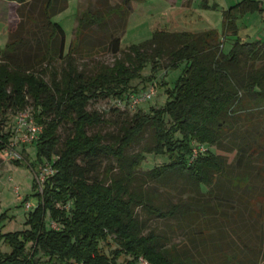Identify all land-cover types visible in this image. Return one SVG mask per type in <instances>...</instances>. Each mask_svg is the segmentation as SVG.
Listing matches in <instances>:
<instances>
[{
  "label": "trees",
  "instance_id": "16d2710c",
  "mask_svg": "<svg viewBox=\"0 0 264 264\" xmlns=\"http://www.w3.org/2000/svg\"><path fill=\"white\" fill-rule=\"evenodd\" d=\"M8 1L22 4L27 0ZM130 1L123 0L116 8L118 17ZM56 2L45 0L42 4L46 51L39 61L46 65L41 71L15 61L20 42H8L0 50V125L8 124L9 112L16 114L30 106L33 121L41 127L35 142L38 160L54 171L42 183L41 191L35 183L38 202L26 216L28 228L0 232V241L9 248L0 250V264H139L140 259L146 264H195L175 246L163 245L158 235L144 234L146 226L135 208L164 220L177 216L187 219L196 213L193 207L205 218L208 210L217 214L218 209L209 202L157 208L142 191L140 176L153 186L162 185L170 176L186 178L200 196H212L214 185L228 180L232 188L245 191L243 196H252L246 206L251 216L255 213L254 224L264 227V188L257 192L250 172L228 177L226 159L215 153L216 149L235 150L239 166L264 153L263 131L251 129L255 126L253 116L264 118V42L241 39L236 23L246 13L259 10L258 1L243 0L223 10L221 35L213 29L196 33L160 29L148 40L122 51L112 65H99L92 75L79 71L72 55L80 38L91 25H99L103 16L80 13L74 43L63 57L65 67L58 74L50 65L55 56H63L65 32L51 20ZM204 8L215 10L216 5L208 7L205 2ZM225 40L230 42L227 52L222 49ZM119 47V37L109 42L113 55L120 52ZM146 65L151 74L144 79L141 69ZM178 67L181 73L173 87L165 89L163 105L138 109L109 140L99 132L88 134L89 128L105 122L102 113L88 110L91 103L123 100L137 92L132 82L147 80L150 86L156 71ZM47 70L49 82L43 78ZM64 123L71 126V133L59 147L58 130ZM146 129L152 132L153 144L128 155L127 150ZM11 138L10 131L0 134V152ZM195 144L208 150L191 161ZM148 154L162 156L167 162L141 173ZM104 159H112L118 173L111 175L112 168H106L101 174ZM256 176L264 177V169ZM47 218L59 228H48ZM105 247L110 250L106 252ZM225 258L228 263H238L235 255ZM251 260L247 263L253 264Z\"/></svg>",
  "mask_w": 264,
  "mask_h": 264
},
{
  "label": "rangeland",
  "instance_id": "374dc122",
  "mask_svg": "<svg viewBox=\"0 0 264 264\" xmlns=\"http://www.w3.org/2000/svg\"><path fill=\"white\" fill-rule=\"evenodd\" d=\"M44 1L27 0L21 4L0 0V50L3 51L8 42H20L14 55L15 61L33 65L36 71H41L46 65L45 61H39L46 51V31L42 29V4ZM241 1L243 0H131L124 8L123 15L118 17L116 8L123 4V0H57L51 20L58 23L65 32L64 50L63 56L54 57L50 65L51 70L60 74L64 69L63 57L67 54L71 44L74 43L72 41L80 13L89 11L91 14L103 16V21L99 25H91L86 35L80 38V44L72 55L78 70L83 71L86 75H92L99 65H112L114 59L120 58L121 52L129 46L148 40L155 28L154 24L160 21L164 22L167 18L170 20L168 28L177 24L178 21L179 23L183 22L189 28L188 32H191L206 23L211 24L207 26L208 28H216L217 33L221 35L222 11ZM253 1H258L260 9L248 12L236 21L239 36L245 41L264 42V0ZM205 2H208L209 7L216 5V9L206 10ZM176 5H183V8L190 6L194 10L192 13L186 12V16H179L180 12L177 13L173 7ZM117 37L120 38V52L113 55L109 49V42ZM223 43L222 49L227 52L230 42L225 40ZM55 47H59V38L55 42ZM180 73L181 67L168 71H156L154 79L151 80L155 86L156 94L138 109L146 111L149 105H152L153 108L163 105L166 100L165 89L173 87ZM150 74L151 70L148 65L141 69V76L144 79H147ZM43 78L49 82V70L45 72ZM146 81L136 80L132 82V87L136 91L146 89L149 83ZM113 109H117L119 112H114ZM88 110L102 113L105 120L102 125L89 128L88 134L99 132L107 140L117 135L121 127L137 111L136 109L128 111L116 108L110 99L91 103ZM20 112L28 113L32 118L30 106ZM18 113H8V124L0 125V134L6 131H10L12 134L14 117ZM259 116L252 117L255 126L250 125V127H252V132L257 133L258 129L259 132L263 131L264 133V118ZM257 119L261 121L259 126H257ZM70 133L71 126L67 123L62 124L58 130L59 147ZM12 140H14L13 134L10 142ZM152 144V132L146 129L127 150V154H135L143 147ZM13 153H18L22 160L15 162ZM215 153L226 159L228 177L241 176L250 172L251 182L258 187H256L257 192H261V189L264 188V177L256 176V174L259 169H264V153L259 159L247 164L243 163L240 166L235 160L237 153L235 150L227 152L216 149ZM42 162L45 163V160ZM166 162L167 160L162 156L148 154L141 164V173ZM40 166L43 168L37 157L35 143L21 145L11 142L4 151L0 152V232L2 234L21 232L28 228L25 223L26 216L38 202L34 186L37 180L39 183L41 182L40 179L45 174V171L38 172L41 170ZM106 168H112L111 175L118 173L112 159L102 161L100 173H104ZM140 177L142 180L139 184H143L142 191L151 197L153 205L157 208L166 210L173 204L189 203L199 206L209 202L218 209L217 214L208 210V218H205L198 209L196 210V207H193L191 209L196 213L187 219L177 216L164 220L154 218L142 208L137 207L135 213L146 226L144 234L158 235L162 238L163 245L166 247L175 246L180 255L191 258L195 264H232L228 263L225 258V256L231 255L236 256L237 264L242 262L248 264L249 258H253L251 260L253 264H264V227L254 224L253 215L255 213L251 216L250 209L246 206L247 199L252 196H243L245 191L232 188L230 181L221 179L214 185L212 196L206 194L200 196L197 195L193 184L186 178L170 176L162 185L153 186L144 176ZM202 191L206 193L207 189L203 188ZM252 201L254 200L252 199ZM258 207L257 204L253 211L257 212ZM46 226L50 229L59 228L57 223L48 218ZM232 229L236 232H232ZM203 232L206 236L201 234ZM0 250L2 252L9 250L3 241H0ZM109 250L105 247L106 252Z\"/></svg>",
  "mask_w": 264,
  "mask_h": 264
},
{
  "label": "built area",
  "instance_id": "2783aa9c",
  "mask_svg": "<svg viewBox=\"0 0 264 264\" xmlns=\"http://www.w3.org/2000/svg\"><path fill=\"white\" fill-rule=\"evenodd\" d=\"M156 94L155 91V86L151 84L148 86L146 89H143L141 91H137L134 93H130L125 97V99L120 100H114L113 103L115 104L116 108L119 109H127L128 111H133L137 110L141 105L149 102ZM41 133V127L36 125L33 122V119L29 116L28 113H22L19 112L15 117H14V126L12 130L13 138L11 142L13 143H19L21 145L23 144H30V143H35L39 135ZM11 142L9 144H11ZM9 146V145H8ZM208 148L205 145H199L195 144L192 147V153H191V161L195 159L198 155L206 153ZM14 159L15 160H21V156L18 153H13ZM43 166V165H42ZM38 172L45 171V174L42 176L40 179L41 182L37 180V184L39 186V191H41V186L44 180L53 174V169L45 164V167L41 168ZM30 206V205H27ZM73 264H78V263H73ZM139 264H146L143 260H139Z\"/></svg>",
  "mask_w": 264,
  "mask_h": 264
},
{
  "label": "crops",
  "instance_id": "0c3cea01",
  "mask_svg": "<svg viewBox=\"0 0 264 264\" xmlns=\"http://www.w3.org/2000/svg\"><path fill=\"white\" fill-rule=\"evenodd\" d=\"M165 1V0H164ZM175 1H177V0H175ZM232 1V0H231ZM177 4V3H176ZM207 5H208V7H209V4H208V2H207ZM183 5H176V6H173L174 8H175V10L177 11V13H179L180 12V15L179 16H182V15H185L186 16V12H191L192 13V11L194 10V9H192L190 6L189 7H187V8H183L182 7ZM206 10H210L209 8H207ZM167 22V23H166ZM179 24V25H178ZM155 25V28H154V30H152V33L153 32H155V31H157V30H160V29H164V30H168L169 29V31H171V32H183V31H189L188 29V27L187 26H185V24L182 22V23H179L178 21H177V24H175V25H177L176 27H175V25H172L171 26V28H168V25H170V20L167 18L166 19V21H164V22H162V21H160V22H157V23H155L154 24ZM202 25V26H201ZM200 26H199V28H195L193 31H191V32H203V31H207V30H211V28H208L207 26H209V25H211V24H201ZM221 26H222V16H221ZM213 30H216V28L215 29H213ZM151 33V34H152ZM73 42V41H72Z\"/></svg>",
  "mask_w": 264,
  "mask_h": 264
}]
</instances>
